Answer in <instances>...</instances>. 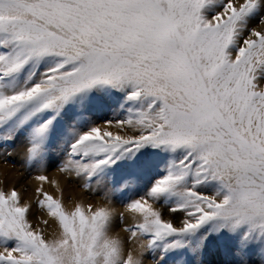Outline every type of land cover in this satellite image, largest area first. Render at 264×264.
Listing matches in <instances>:
<instances>
[{"label":"snow or ice","instance_id":"6c2138e0","mask_svg":"<svg viewBox=\"0 0 264 264\" xmlns=\"http://www.w3.org/2000/svg\"><path fill=\"white\" fill-rule=\"evenodd\" d=\"M253 23L264 0H0V159L22 146L59 228L46 239L21 193L0 189V264H264ZM54 154L138 215L123 229L136 249L109 235L111 208L68 211L44 190Z\"/></svg>","mask_w":264,"mask_h":264},{"label":"rangeland","instance_id":"374dc122","mask_svg":"<svg viewBox=\"0 0 264 264\" xmlns=\"http://www.w3.org/2000/svg\"><path fill=\"white\" fill-rule=\"evenodd\" d=\"M260 25L262 26V28L260 27ZM263 25L264 24H257V23H253L251 26L252 27H255V28H257V30H260V29H264V27H263ZM259 27V28H258ZM98 123H100L99 121H98ZM113 132H115L116 131V129H111ZM22 153H23V148H22V146H20V145H17L16 147H15V151H14V154H13V156L11 157V159L9 160V162H4V160L3 159H0V166H2V167H4V166H6L7 167V169L8 170H10V173H12V174H14V177H15V182L11 185V187H10V189H12L13 187H15V189L18 191V192H20L21 193V195H22V193H27V191L29 192L30 190H31V186H29L28 184H29V180H30V182L31 183H35V182H37V183H39L38 181H35V179H34V175H36L37 173L35 172V171H33V172H31V173H29L26 169H24V168H22L21 166H20V161H21V159H22ZM58 158L56 157V155L54 154V156H53V164H52V167H50L49 169H48V171L45 173V174H49V173H51V172H55V173H57L61 178H63V180H64V183H65V186H67V187H71V185H73L72 187H71V189L72 188H74L75 187V189L78 191H81L82 192V194H83V196H84V201H80V200H78L77 199V201L76 200H74V199H72L71 197H69L68 195H62L61 194V190H57V189H54V192H56L58 195H60V197H58V195L57 194H52V193H49L51 196H53L54 198H56V199H60V200H65V201H68V202H70V203H75V204H77V203H80V204H82L84 207H85V211H87V206L88 205H91L92 206V208H93V210H95L97 207H109V208H111L113 211H116L115 212V219H114V222H113V224H115V226H117V229L118 230H120V231H122V233L123 234H125V235H122L121 237L123 238V241H124V244L126 245V246H131L132 244H134L135 242H130L129 240H128V237H129V233H127V232H125L123 229H124V226L126 225L125 224V218H126V215H127V209H126V207H125V205H124V203H121V197L119 196V194H117V196L112 200V202L111 203H109L108 201L106 202V200L103 198V196H102V194H97V193H95L94 191H89V190H86L85 188H83L81 185H82V181H80V180H75V179H69L68 178V176H67V174H64V173H61L59 170H58V168H57V164H58ZM12 168V169H11ZM15 170V171H14ZM17 174V175H16ZM26 175V176H25ZM29 176V177H28ZM27 177V178H26ZM31 178V179H30ZM22 181H23V183H22ZM27 181V182H26ZM26 182V183H25ZM28 183V184H27ZM67 183V184H66ZM3 183L2 182H0V189H3V190H5V191H8V189H6V188H8L7 187V185H2ZM93 188H95V185H93ZM34 192H35V190H34ZM47 192V191H46ZM87 194H86V193ZM62 196V197H61ZM89 196H91V197H89ZM95 196V198L93 199V197ZM58 197V198H57ZM89 197V198H88ZM22 198V197H21ZM126 198L127 197H124V199L126 200ZM88 199V200H87ZM29 200V202H28V204L31 206L30 207V212H29V214L31 213V210H32V212H33V216H34V218H33V220H31V223H32V225H33V228L34 229H39V230H41L42 231V233H43V235H44V237L46 238V239H48V237H49V235H50V231L52 230V229H54V227H52V224H49L48 226H50L52 229H46V227H44V221L45 220H43V214H46V216H48V217H50L48 214H47V212L44 210V209H42V208H40V207H38L37 206V203H36V201H37V196H35V197H31V198H29L28 199ZM102 200H103V202H102ZM24 201H26V199L24 200V198H22V203L24 202ZM92 201V202H91ZM96 201V202H95ZM87 202V203H86ZM90 204H89V203ZM94 202V203H93ZM98 205H97V204ZM100 203V204H99ZM105 205V206H104ZM95 206V207H94ZM155 207H159L158 205H154ZM38 214V215H37ZM123 215V217H124V220H123V222H121L120 221V219H119V217H120V215ZM50 218H52V217H50ZM172 218V217H171ZM170 218V216L169 215H167V212L165 213V215H164V219H171ZM53 219V218H52ZM128 219H129V217H128ZM175 219H178V217L177 218H175ZM53 222H54V225H55V228H58V224H57V222L55 221V219H53ZM48 224V223H47ZM129 225H131V224H129ZM58 230H59V228H58ZM51 235H56V233L55 234H52L51 233ZM131 244V245H130ZM136 246H137V244H135ZM145 264H152V261H151V259H145Z\"/></svg>","mask_w":264,"mask_h":264},{"label":"bare ground","instance_id":"6f19581e","mask_svg":"<svg viewBox=\"0 0 264 264\" xmlns=\"http://www.w3.org/2000/svg\"><path fill=\"white\" fill-rule=\"evenodd\" d=\"M259 25V24H258ZM260 27L262 28V26L260 25ZM263 27H264V25H263ZM259 28V27H258ZM12 169V168H11ZM15 171V170H14ZM17 175V174H16ZM47 176H48V178H49V181H56L57 182V184L56 185H53L52 183H45L44 185H43V188H44V190L45 191H47L48 193H52L53 195L54 194H57L56 192H54V189H57V190H61V194L62 195H68L69 197H71L72 199H74V200H76L77 201V199L78 200H80V201H84L83 199H84V196H83V194H82V192L81 191H77L76 189H75V187L74 188H72L71 189V187L73 186V185H71V187L69 188V187H67V186H65V183H64V180H63V178H61L57 173H55V172H51V173H49V174H46ZM26 176V175H25ZM35 176V175H34ZM29 177V176H28ZM27 178V177H26ZM31 179V178H30ZM17 180V179H16ZM15 180V177H14V174H12V173H10V170H8L7 169V167L6 166H4V167H2V166H0V182H2L3 184L2 185H7V187L8 188H6V189H8V190H10V187H11V185L16 181ZM36 181V180H35ZM27 182V181H26ZM25 182V183H26ZM22 183H23V181H22ZM28 184V183H27ZM67 184V183H66ZM29 186H31V190L28 192L27 191V193H22V195H21V197L22 198H24V200L26 199V201H24L23 203H28L29 202V198H31V197H35L36 196V194H35V192H34V190L36 189V187L37 186H39V183H37V182H35L34 184L33 183H31L30 182V180H29V184H28ZM1 186V185H0ZM86 193V192H85ZM60 194V195H61ZM87 194V193H86ZM58 195V194H57ZM60 195H58V197H60ZM55 196V195H54ZM57 197V198H58ZM62 197V196H61ZM89 197H91V196H89ZM88 197V198H89ZM21 198V199H22ZM92 198V197H91ZM95 198V196L93 197V199ZM61 199V198H60ZM88 200V199H87ZM62 201V203H63V206H64V208H65V210H68V211H70V210H72L74 207H75V203H70V202H68V201H65V200H61ZM85 202V201H84ZM92 202V201H91ZM96 202V201H95ZM102 202H103V200H102ZM106 202H107V200H106ZM87 203V202H86ZM89 203V202H88ZM94 203V202H93ZM90 204V203H89ZM97 204V203H96ZM100 204V203H99ZM98 205V204H97ZM85 206V205H84ZM105 206V205H104ZM95 207V206H94ZM85 208V207H84ZM33 210V209H32ZM32 210H31V213L30 214H28V219L30 220V222H31V220H33V218H34V216H33V212H32ZM115 212L116 211H113V213H114V216H115ZM127 215H126V218H125V224L126 225H129V224H134V223H136L137 222V220L139 219V217H138V215H135V214H132V213H130L128 210H127ZM166 213V212H165ZM38 215V214H37ZM168 215V214H167ZM43 220H45V221H47V223L48 224H44V227H46V229L48 230V229H52L50 226H48L49 224H52V227H54V229H52L50 232L52 233V234H55L56 233V235L58 234V232H59V230H58V228H55V225H54V222H53V219L52 218H50V217H48V216H46V214H43ZM128 217H129V219H128ZM171 218V217H170ZM35 219V218H34ZM51 233H50V235H49V237H48V239H52V238H54L56 235H51ZM109 235L110 236H114V237H118V238H120L122 241H123V238L121 237L122 235H125V234H123L122 233V231H120V230H118L117 229V226H115V224H113L112 225V227H111V229H110V231H109ZM126 236V235H125ZM136 243H134V244H130L131 246H126L125 244H124V247H125V251H127V250H131V249H136L137 248V246L135 245Z\"/></svg>","mask_w":264,"mask_h":264}]
</instances>
